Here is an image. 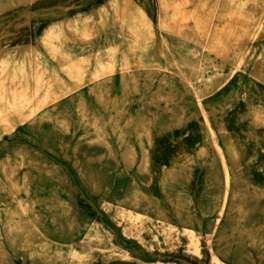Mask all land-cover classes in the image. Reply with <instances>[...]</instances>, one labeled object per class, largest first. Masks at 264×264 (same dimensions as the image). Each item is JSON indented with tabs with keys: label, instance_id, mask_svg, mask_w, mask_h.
Listing matches in <instances>:
<instances>
[{
	"label": "rangeland",
	"instance_id": "rangeland-1",
	"mask_svg": "<svg viewBox=\"0 0 264 264\" xmlns=\"http://www.w3.org/2000/svg\"><path fill=\"white\" fill-rule=\"evenodd\" d=\"M126 1L134 35L76 24L108 0H0V76L47 71L19 114L1 100L0 264H264V0L227 56L220 8L185 24L203 46Z\"/></svg>",
	"mask_w": 264,
	"mask_h": 264
},
{
	"label": "bare ground",
	"instance_id": "bare-ground-1",
	"mask_svg": "<svg viewBox=\"0 0 264 264\" xmlns=\"http://www.w3.org/2000/svg\"><path fill=\"white\" fill-rule=\"evenodd\" d=\"M108 1L110 2V7L100 8L103 10V14H99L97 16L92 15L91 21L90 17H82L77 20L78 23L76 24H96V21H99L100 16L103 17L102 21L105 22V20H107V16H105V14L107 13L112 17L114 24H120L129 35L135 34L132 24H151L149 21V15L140 6V4L134 6L130 1L121 0L118 2V8L116 9L117 6L115 0ZM193 1L194 0H159L161 24H167L165 29L168 32L176 33L184 39L194 40L196 44L204 46L205 40L202 37L203 30H197L194 29L193 26L185 24H190V21H193L195 24H205V26H203L209 31V25L207 26V22L211 21L212 17L216 13V10L220 8V15H230V22L232 23L230 29H226L225 27L220 30L215 29L216 31H212L211 38L214 42H216V45H218V51L220 54L222 56H227L232 46L234 32V30H232L233 26L236 25V21H240V24H243L240 27L247 31L248 25L244 24H247L251 20L253 16L252 13L254 12L253 7L257 1L233 0L229 2L227 0H217L215 1V4H213V1L211 0H200L197 2L194 9H187L186 2ZM189 11L192 12L189 13ZM200 21H203L204 23H200ZM255 26L257 28L258 24ZM100 27L102 26L97 25L96 29H99ZM235 37V42H237L242 38V34L236 30ZM48 49L51 52L52 49ZM138 52L139 54L137 59L138 62H140L139 59H141L143 54L140 55V50ZM114 53L116 54L117 51ZM142 59H145V57H142ZM115 63V58L108 62L111 67L115 65ZM14 67V64H12L8 68L6 74L0 76V106L2 105L1 100H3L7 95H10V99L7 104L8 111L10 112L8 115L19 114L23 108L28 105V103L41 98V90L45 84V76L47 74L45 68L37 66V69L32 73L33 77H31L27 72H24L23 74L19 69H14ZM213 138L216 145L219 147L217 137L214 135Z\"/></svg>",
	"mask_w": 264,
	"mask_h": 264
}]
</instances>
